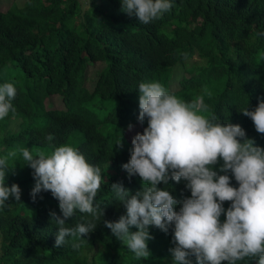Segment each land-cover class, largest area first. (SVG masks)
I'll list each match as a JSON object with an SVG mask.
<instances>
[{"label":"trees","instance_id":"trees-1","mask_svg":"<svg viewBox=\"0 0 264 264\" xmlns=\"http://www.w3.org/2000/svg\"><path fill=\"white\" fill-rule=\"evenodd\" d=\"M6 1L0 6V85L13 83L17 91L15 111L0 119V156L21 147L35 153L70 144L101 170L94 206L103 215L78 248L73 237L55 247L58 229L50 213L62 217L59 202L50 191L32 199L34 170L18 154L6 184L16 183L21 196L20 201L10 196L0 208V264H172L173 226L167 232L149 226L150 255L137 258L104 224L126 214L111 184L122 183L130 194L142 188L140 177L122 168L132 149L124 132L139 113L138 85L156 80L168 90L175 81L173 94L186 102L203 95L212 116L239 124L264 148V134L240 112L264 100V36L258 35L264 32V0H172L170 11L147 24L123 11L122 0ZM193 56L203 65L172 76ZM222 164L218 160L213 170L224 174ZM186 183L169 179L157 185L177 200L174 210L181 207ZM190 195L187 191L185 198ZM90 220V214L76 210L66 224Z\"/></svg>","mask_w":264,"mask_h":264},{"label":"clouds","instance_id":"clouds-1","mask_svg":"<svg viewBox=\"0 0 264 264\" xmlns=\"http://www.w3.org/2000/svg\"><path fill=\"white\" fill-rule=\"evenodd\" d=\"M121 8L129 15L135 14L141 23L147 24L162 17L173 8L172 0H122ZM264 36V32L258 33ZM198 57L182 62V69L172 70L176 79L190 67L203 65ZM180 71L184 73L180 74ZM167 87L156 80L138 85V117L135 125H129L124 135L134 129L131 154L122 168L127 174L138 175L142 188L135 194L122 183L111 184L116 200L123 203L126 214L117 221L105 220L104 224L113 236L130 249L137 258H148L147 241L153 237L149 226L167 232L173 226L174 247L172 264H264V148L246 136L239 124L223 123L210 114L203 95L186 102L173 94L178 88ZM13 83L0 85V119L10 111L16 96ZM209 95H211L209 93ZM250 117L255 130L264 134V100L254 110L247 107L240 111ZM53 136L48 135L51 141ZM121 142V141H120ZM120 142L118 144H120ZM18 154L24 164L33 169L35 184L31 197L35 200L41 191H50L59 202L62 213H50L57 226L55 247L66 242V237L79 239L73 247L83 243L84 236L93 231L103 211L94 206L101 187V170L87 162L83 154L70 144H61L35 153L27 147L8 151L0 156V208L11 196L20 201L21 189L16 183L6 184V173ZM222 159L218 174L213 166ZM231 172L238 187L231 185ZM169 179L181 187L178 202L166 188ZM190 191V197L185 193ZM230 202L225 209L223 203ZM76 210L88 213L92 220L68 226L66 219ZM225 217H221V214ZM134 226L136 231H130Z\"/></svg>","mask_w":264,"mask_h":264},{"label":"rangeland","instance_id":"rangeland-1","mask_svg":"<svg viewBox=\"0 0 264 264\" xmlns=\"http://www.w3.org/2000/svg\"><path fill=\"white\" fill-rule=\"evenodd\" d=\"M15 2L18 3V4H20V3H21V0H15ZM6 4H7V1H6V0H3V1L1 2V4H0L1 8H4V7L6 6ZM193 57H195V56H193ZM96 67H97V66H93V67H89V68H88V71H87V77H88V79H87V81H86V85H87V86L90 85L91 75L93 74V71L95 70ZM181 73L183 74L184 72H183V71H180V74H181ZM170 86H174V83H171ZM53 102H56V100L54 99ZM135 134H136L135 130H134V129H130V130L127 132V137H128L129 139L132 140V138L135 136Z\"/></svg>","mask_w":264,"mask_h":264}]
</instances>
